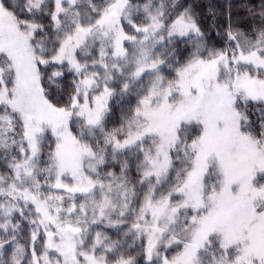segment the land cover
Instances as JSON below:
<instances>
[{"label":"snow or ice","instance_id":"1","mask_svg":"<svg viewBox=\"0 0 264 264\" xmlns=\"http://www.w3.org/2000/svg\"><path fill=\"white\" fill-rule=\"evenodd\" d=\"M0 264H264V0H0Z\"/></svg>","mask_w":264,"mask_h":264}]
</instances>
